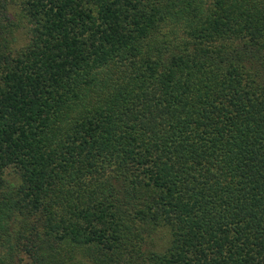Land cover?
Here are the masks:
<instances>
[{
    "label": "trees",
    "instance_id": "1",
    "mask_svg": "<svg viewBox=\"0 0 264 264\" xmlns=\"http://www.w3.org/2000/svg\"><path fill=\"white\" fill-rule=\"evenodd\" d=\"M0 264H264V0H0Z\"/></svg>",
    "mask_w": 264,
    "mask_h": 264
}]
</instances>
